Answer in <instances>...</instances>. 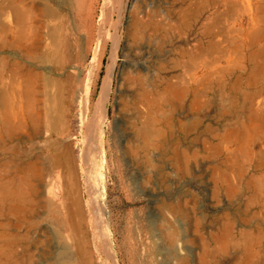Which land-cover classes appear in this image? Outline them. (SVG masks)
<instances>
[{"label":"rangeland","instance_id":"rangeland-1","mask_svg":"<svg viewBox=\"0 0 264 264\" xmlns=\"http://www.w3.org/2000/svg\"><path fill=\"white\" fill-rule=\"evenodd\" d=\"M111 1L0 0V100L16 56L31 69L33 86L45 90L47 122L56 126L50 143L67 146L75 165H53L44 120L36 132L27 123L19 131L10 143L16 157L0 171L9 169L15 179L7 188L24 195L0 198V220L10 222L4 231L19 244L0 251V264H264V197L218 193L190 147L196 114L209 113V101L213 111L239 102L209 91L231 89V29L261 26L258 5L215 4L200 17L174 11L176 0ZM15 2L50 42L34 54L13 50L1 31ZM196 85L202 96L194 107L191 91L171 90ZM23 160L32 163L31 183L21 181ZM76 239L87 247V263Z\"/></svg>","mask_w":264,"mask_h":264},{"label":"crops","instance_id":"crops-1","mask_svg":"<svg viewBox=\"0 0 264 264\" xmlns=\"http://www.w3.org/2000/svg\"><path fill=\"white\" fill-rule=\"evenodd\" d=\"M223 3L258 5L255 17L261 20V26H236L231 29V33L235 35V42L231 47L237 61L233 77L227 79L231 83V89L218 91L211 88L209 96L216 99H234L239 102H234L231 111L222 108L219 110L215 108L213 111L212 101H209V113L198 112V117L196 114L197 134H195V143L190 139V147L194 145L196 161L207 164L206 177L210 179L214 188L220 189L218 193L258 195L263 198L264 0H176L173 10L199 11L200 17H203L208 7ZM240 5L238 8L241 9ZM218 16V11L215 10L209 17L215 19ZM205 32L212 35L219 33L215 27L212 29L208 27ZM186 73L185 67L184 74ZM213 78L208 79L213 82ZM193 89H197V85L185 86L184 89L173 87L171 90L191 91ZM197 94L202 96V93ZM203 122L205 126L200 128V123L203 124ZM241 158L247 161L244 166L240 164ZM234 170L247 172L250 178H246V182L243 183V179L239 177L233 175L229 177L227 172ZM261 210H263L262 207L257 211Z\"/></svg>","mask_w":264,"mask_h":264},{"label":"bare ground","instance_id":"bare-ground-1","mask_svg":"<svg viewBox=\"0 0 264 264\" xmlns=\"http://www.w3.org/2000/svg\"><path fill=\"white\" fill-rule=\"evenodd\" d=\"M112 1L116 2V0H112ZM107 5H109V2ZM12 11H13V15L9 28L5 29L6 28L5 27L4 28L5 30L2 29L1 31L3 32L6 31L5 33L9 34V38H10L9 46L13 50L14 49L16 50L18 48H23L26 54L31 55L37 52L38 50L43 49L44 45L47 46L48 44H50V42L45 44V42L47 41V39L45 38L47 37H45L43 33L42 25L41 23L37 22V19L34 17V15H32V13H30V11L28 14L27 10L25 8H22L21 4L16 2L13 3L12 5ZM1 33L2 32H0V36L2 37L4 33H2V35ZM55 43H51V44H55ZM56 47H58V45L57 46L55 45V48ZM114 62L115 59L110 67L112 71L114 68ZM37 74L40 78L45 80V76L43 72L42 73L37 72ZM30 76H31V69L24 68L22 66V63L17 59L16 56H14L9 66L8 81L10 88L8 91H6L5 94H3V97L1 96L2 99L0 100V105H1L0 106V153L3 154V156L0 155V171H2L1 169L3 167L9 168L11 159L16 157L15 155L17 154V152L12 148L10 143L14 139L19 138L18 137L19 131L24 130L27 123V125L28 124L32 125L33 130L36 132L40 127L39 126L40 120H44L43 129H45V131H47L48 134V137L46 138V142L48 145L47 148L49 150V153L53 159V165L57 168H59V166L61 165L68 166V168H72L74 165L73 164L74 161L72 157V152L69 150V148L66 146L64 150H59L58 145L51 144L53 133L56 131V126L54 124L52 125L49 122H47L49 112L48 109H45L44 107V103L47 100L46 98L47 96L45 90L41 89L40 85H39L40 88L38 87L35 88V86H33ZM109 81H110L109 76L108 75L107 77L105 76L103 86L100 92V100H99L100 104L98 105L100 108L102 107V104L106 100V97L108 95ZM2 82L4 85L3 79ZM45 85L46 82L42 86L44 87ZM197 93H199L197 89L191 90V95L193 96L192 98L193 105L190 103V106L192 105V107H194V103L197 102V99L199 97ZM190 110H192V108ZM90 131L92 132V130ZM92 137L94 138V136ZM62 160L64 164L61 163ZM29 161L30 160H23V163L22 161L20 163V165L24 168L25 171L24 175H22L21 178L22 180L21 179L20 180L24 181L25 183H31L30 181L33 178V175L28 171V169L31 168L32 166V163ZM4 170L6 169L3 168V171ZM14 179L15 177L11 176V171L9 169H7L5 174L4 172L2 174L0 173V198L6 200H19L18 197L23 198L24 196L23 194H21V196L20 194H15V192L9 191V188H7L6 186ZM27 193L28 195L25 196L29 197L30 194L29 192ZM16 210L18 211L19 209ZM78 210L80 209L78 208L76 211L78 212ZM0 215H4V213L0 212ZM9 225L10 222H6L3 219L0 220V251L8 247H13L16 243L19 244V242H17L16 239L15 241L9 239V236H7L9 232L7 233V230L4 231V228L6 227L8 228ZM73 227H75L74 224ZM76 228L77 227H75V229ZM77 242L76 245H78L79 248L78 250H80L79 258H81L83 263H87L86 260L87 258H89L87 247L86 246L83 247V245L80 244L81 240L80 241L77 240ZM89 262L90 260L88 261V264ZM29 263L34 264L31 263V261Z\"/></svg>","mask_w":264,"mask_h":264}]
</instances>
